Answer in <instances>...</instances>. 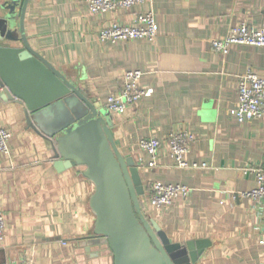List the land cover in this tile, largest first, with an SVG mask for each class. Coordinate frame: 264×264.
Instances as JSON below:
<instances>
[{
  "label": "crops",
  "instance_id": "0c3cea01",
  "mask_svg": "<svg viewBox=\"0 0 264 264\" xmlns=\"http://www.w3.org/2000/svg\"><path fill=\"white\" fill-rule=\"evenodd\" d=\"M150 11L159 31L154 42L99 41L111 24L130 25ZM17 15L20 36L21 7ZM241 23L264 28V0H152L104 16L92 14L86 0H30L24 19L31 48L112 116L119 151L139 162L145 216L174 243L210 242L197 264H264V202L242 197L257 186L244 170L264 165V117L240 123L231 113L240 77L254 71L264 78V48L235 45L225 57L212 49ZM136 70L152 96L125 114L109 113L108 98L119 96L125 74ZM24 111L0 98V128L12 134L9 155L0 153V264H107L104 251L89 245L94 185L77 169L55 168L53 150ZM181 132L194 137L187 160L198 167L178 168L167 146L157 167H148L140 142ZM156 183L192 192L157 212L150 204Z\"/></svg>",
  "mask_w": 264,
  "mask_h": 264
},
{
  "label": "water",
  "instance_id": "95a60500",
  "mask_svg": "<svg viewBox=\"0 0 264 264\" xmlns=\"http://www.w3.org/2000/svg\"><path fill=\"white\" fill-rule=\"evenodd\" d=\"M29 1L0 0V43L24 45H0V98L25 107L28 126L53 150L59 172L77 169L94 185L89 245L104 251L107 264H197L210 242L174 243L145 216L139 162L119 151L112 116L31 48L24 30Z\"/></svg>",
  "mask_w": 264,
  "mask_h": 264
},
{
  "label": "built area",
  "instance_id": "2783aa9c",
  "mask_svg": "<svg viewBox=\"0 0 264 264\" xmlns=\"http://www.w3.org/2000/svg\"><path fill=\"white\" fill-rule=\"evenodd\" d=\"M152 0H86L90 12L94 15H107L118 10H130ZM156 18L153 12L139 14L130 25L113 23L103 29L99 34V41L103 44L117 42H133L146 40L154 42L158 36ZM252 46L264 48V28H255L246 23H241L230 28L227 36L212 41V49L227 56L232 46ZM144 73L142 71H129L124 76V84L119 96L112 95L107 100V111L112 114L122 115L128 112L129 107L136 106L142 100L149 98L153 90L141 86ZM232 115L240 122L259 120L264 117V78L254 71H248L241 76L238 82L237 106L232 110ZM12 134L5 128H0V153L9 155V142ZM194 137L189 132L172 134L165 142L158 139H143L140 149L151 157L148 167H157L164 146H167L170 157L180 169L197 168L188 163L187 155L190 152ZM245 174L255 175L257 186L251 191L243 193L242 197L256 202H264V165L258 168H247ZM192 190L183 185H164L156 183L152 187L151 206L161 212L176 201L188 198ZM6 219L0 211V241L4 240ZM264 245V240L260 242ZM32 264V263H26Z\"/></svg>",
  "mask_w": 264,
  "mask_h": 264
}]
</instances>
